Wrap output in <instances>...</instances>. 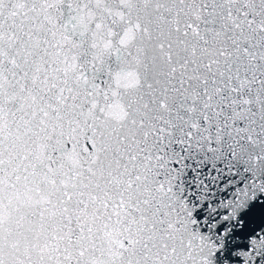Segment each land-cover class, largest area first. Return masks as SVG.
Returning <instances> with one entry per match:
<instances>
[{"label": "snow or ice", "instance_id": "1", "mask_svg": "<svg viewBox=\"0 0 264 264\" xmlns=\"http://www.w3.org/2000/svg\"><path fill=\"white\" fill-rule=\"evenodd\" d=\"M0 264H264V0H0Z\"/></svg>", "mask_w": 264, "mask_h": 264}]
</instances>
